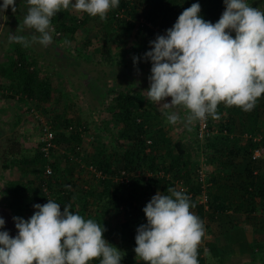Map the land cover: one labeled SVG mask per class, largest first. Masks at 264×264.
<instances>
[{"label":"trees","instance_id":"1","mask_svg":"<svg viewBox=\"0 0 264 264\" xmlns=\"http://www.w3.org/2000/svg\"><path fill=\"white\" fill-rule=\"evenodd\" d=\"M193 3L201 5L200 16L213 24L225 10L224 0H120L119 6L111 9L100 25L104 42L98 50L104 58L111 57V44L117 43L122 46L124 56L145 54L151 50L150 42L158 35H166L183 10ZM261 4L264 0L253 1V7L258 9ZM260 10L264 11V5ZM90 17L69 8L52 18V26L56 31L73 35ZM129 38H132L131 44L127 46ZM8 47L16 56L12 57L13 52L0 55L3 98L12 104H23L28 110L30 105L37 106L50 120L55 134L50 157H46L40 147L34 148L32 155L27 154L29 149L22 147V139L16 132L0 138L2 165L18 168L19 174L25 175L22 179L10 178L7 185L9 195L18 197L20 206L34 208L35 204L43 205L52 199L63 211L76 191L82 190L86 194L83 200L89 197L100 217L110 220L108 242L118 241L128 246L121 264H137L133 257L135 236L137 228L147 223L143 208L157 192L169 194L167 188L174 187L184 191L195 204L191 211L203 221L205 233H211L215 223L219 231L249 223L254 233L262 236L255 239L254 245L260 250L254 257L255 264H264V95L250 112L220 104V119L210 117L209 121L211 129L217 131L204 142L195 131V146L206 154L208 166L213 167L208 171L210 186L206 207L199 202L202 194L198 176L200 159L191 155L182 139L169 135L159 120V113L152 111L153 104L142 91L127 85L113 92L107 105L111 118L106 119V127L112 135L110 146L97 133L88 150L81 146L84 132L88 130L81 117L75 120L55 113L53 103L59 104L62 93H56L50 79L42 75L37 61L31 59L30 47L10 39ZM121 62L125 68V60ZM108 122L114 130L109 129ZM256 149H263L260 156H254ZM79 161L94 170H90L91 182L86 180L88 188L81 186L76 190L77 169H82ZM47 164L52 167V174L46 177L43 174ZM27 173L33 174V178H28ZM205 245L206 241L199 247V264H205L202 256ZM92 264H99V260Z\"/></svg>","mask_w":264,"mask_h":264},{"label":"clouds","instance_id":"2","mask_svg":"<svg viewBox=\"0 0 264 264\" xmlns=\"http://www.w3.org/2000/svg\"><path fill=\"white\" fill-rule=\"evenodd\" d=\"M120 0H27V14L17 30H34L9 39L24 47L53 41L52 18L61 10L98 16L119 6ZM225 10L216 23L200 16L201 5L183 10L166 35L150 42L144 54L150 60L146 99L155 103L169 124L219 120L218 106L252 111L264 95V11L247 0H224ZM16 0H3L0 12ZM235 33V37L232 36ZM138 57H133L134 64ZM171 97L170 103H161ZM186 110L181 117L178 111ZM157 192L143 208L147 223L137 228L136 258L143 264H199V247L205 236L203 221L191 211L195 207L182 190ZM25 220L13 217L17 235L0 231V264H121L124 252L104 238L106 229L93 219L74 213L70 204L52 199L35 204ZM5 220L0 217V229Z\"/></svg>","mask_w":264,"mask_h":264},{"label":"rangeland","instance_id":"3","mask_svg":"<svg viewBox=\"0 0 264 264\" xmlns=\"http://www.w3.org/2000/svg\"><path fill=\"white\" fill-rule=\"evenodd\" d=\"M253 1L254 0H247L250 6H253ZM74 2L75 0H73V3ZM2 3L3 0H0V4ZM263 5L261 4L260 8ZM16 7L17 11L15 13H13L11 6L4 13L0 12L1 56H4V53L7 52L9 54H12L13 52L12 57L16 56L15 52L12 51V49H9L8 40L10 36L17 35V33L8 31L12 29L16 31L18 26L23 24L24 16L27 14V0H16ZM72 11L79 15L83 14L82 12ZM11 13L13 16L10 17L9 14ZM11 21H14V24ZM102 23L103 20L98 16L90 17L89 21L85 25L80 26L73 35H67L61 31H56L54 26H52L54 31L50 34L53 37V41L50 45L44 47L39 43H34L31 44V49L28 47V51L32 54L31 59L37 61L36 65L40 67L42 75L50 79L52 87L56 90V93L58 91L62 93V99L59 104L53 103L55 113L64 114L66 117H72L75 120L80 116L81 122L86 125L88 130L84 132V141L81 146L88 150L91 149V142L94 134H100L107 144H109V141L112 139V135H110V131L106 127V119L111 118V110L107 105L108 99L113 92L130 84L131 88H136V91H142L146 98V93L144 91L149 88L148 78L151 75L152 67L151 61L144 59V54L137 53L136 57H138L139 60L134 64L133 59L131 60L127 55L124 56V50L121 49L122 46L120 44L116 45L117 43L111 44L113 49L112 56L106 57L107 59L104 58L102 53L98 50L104 42V38L101 36L100 31V25ZM33 32L34 30L25 29L23 32L20 31L18 35H24L26 38L30 39ZM231 34L235 37L234 32ZM131 40L132 38H129L127 46L131 44ZM123 59L126 62L125 68L124 66L122 67L123 64L121 61ZM4 61L8 62V60ZM128 69L132 70L130 74H134L131 78H128ZM3 89V86L0 85V138L11 132H16L20 139L31 143L27 154L29 153L32 155L34 153V148L40 147L42 122L50 124V120L41 113V110H39L37 106L30 105L31 108L28 110L27 108L25 109L23 104H12L7 102L2 96ZM165 102L169 103L167 98L161 103ZM2 103H4V105H2ZM152 104V111L154 113H159V120L164 126V129H166L172 138L180 136L181 139L182 133H179L174 125L165 122L166 117L163 115L160 108L155 103ZM16 108H20L19 111H21V109L25 110L21 117H18L20 115L15 113ZM173 110L178 111V109ZM185 114L187 113H183L182 118L186 116ZM15 121L18 122L13 124ZM108 124L110 126L109 129H113V127H111L112 124L110 122H108ZM165 125L169 128L167 129ZM188 126L190 128L187 129L189 130L188 132L193 134L190 130L194 128L196 131V122ZM192 140L193 142H196L194 134L193 139L189 138V141ZM193 142L188 146L189 152L194 157L196 156L200 159L201 150L198 149ZM2 147L3 146H0L1 154H3ZM2 159L3 157L0 155V217L5 220V225L0 231H8L10 236L15 237L17 235V229L15 228L13 217H20L27 220L33 215L36 209L27 206H20L21 204L17 199L18 197L10 196L5 192L4 187L6 176H4V179V171L1 168ZM78 164L79 168H82L83 170L81 169V171H78L77 169L78 175H76V183L79 185L76 187V190L78 187L81 188V186L86 189L89 186L86 180L89 179L91 182V178H93L90 173L91 168H88L80 161ZM210 168L211 170L213 169V167L207 165L208 171ZM7 173L8 175H13L15 174V171H7ZM33 176V174H30V178H33ZM73 178L75 179V177ZM85 195L86 194L82 190L78 189L76 191V194L70 203H73L72 209H74V213L80 214L85 219H93L103 226L106 229L104 232V238L108 241L106 235L109 230L110 220L106 217H100V213L98 211L96 212V204L90 201L88 199L89 197L87 198V201L83 200L84 197L82 196ZM215 231H218V229L216 228ZM206 236L210 237V234L205 233V239ZM118 243V241L112 242V245L124 253L128 252V246L124 243ZM257 256L259 257L260 255L258 254ZM133 257L137 264L143 263L139 258H136V253H133Z\"/></svg>","mask_w":264,"mask_h":264},{"label":"crops","instance_id":"4","mask_svg":"<svg viewBox=\"0 0 264 264\" xmlns=\"http://www.w3.org/2000/svg\"><path fill=\"white\" fill-rule=\"evenodd\" d=\"M128 56L132 60L133 57L137 56V54L135 53V54H131ZM117 67H120V66H117ZM131 71L132 70L130 69L128 78L129 77L131 78L134 76V74H130ZM167 100L170 103L171 97H168ZM2 105H4V103H2ZM19 109L20 108H16L15 113L17 115H20L18 117H21V115L24 114L23 112H25V110L21 109V111H19ZM178 112L180 113L181 117L183 116V113H186V111L182 108L178 109ZM16 122L18 121H15L13 124H16ZM165 122H167L166 118H165ZM166 127L167 129L169 128L168 126ZM174 127L177 128L179 133H182L181 139H183L184 142L188 146H190V143L193 142V140L189 141V138L193 139V134L195 136L194 128L190 130L193 132L192 134L188 132L189 130H187V129H190L189 126L188 125L186 126V124L183 122L175 124ZM176 138H180V136ZM22 142H23L22 147L25 146L27 150L30 149V146H31L30 142H27L23 139H22ZM193 143L195 144L196 142H193ZM1 168L4 171L3 178L5 179L4 176H6L5 187H4L5 192L10 194L7 189L8 181L10 180V178L22 179V178H25V175L23 176V174H18L19 169L15 167L6 168L2 165ZM7 171L9 172L15 171V174L8 175ZM30 174L31 173H27L26 176L28 175V178H30ZM43 175L45 176V171ZM227 226L228 224L226 225V227ZM240 226L241 227H238V228H231V229L229 228V230L227 231H226V228L222 229L223 231H219L217 223L213 225L212 231L211 233H209L210 237L206 236L205 241L207 242V245H205L204 252L202 253V256H204V259H205L204 261L205 264H255L254 257L256 256V253L259 252L260 250L258 247H255L254 243H255L256 237L261 238L262 236L256 235L253 231V227L249 223L248 224L243 223ZM216 228L218 229V231H215Z\"/></svg>","mask_w":264,"mask_h":264},{"label":"built area","instance_id":"5","mask_svg":"<svg viewBox=\"0 0 264 264\" xmlns=\"http://www.w3.org/2000/svg\"><path fill=\"white\" fill-rule=\"evenodd\" d=\"M210 117L206 121H196V135L199 138L200 141L204 142L207 137H209L213 132H216L217 129H211L210 124ZM42 134L40 137V149L44 153L46 157H50L52 148L55 147L54 142V131L51 128V125L47 122H42ZM150 142V140H149ZM263 149H256L254 152V156H260ZM200 167L198 169V176L199 181L201 183L202 187V194L201 198L199 199L200 203L205 204L207 207V201H208V187L210 186V182H208V170H207V156L206 154L201 151V157H200ZM91 170H94V168L90 167ZM52 174V167L47 164L45 168V176ZM100 175V173H98ZM46 183V181H44Z\"/></svg>","mask_w":264,"mask_h":264}]
</instances>
